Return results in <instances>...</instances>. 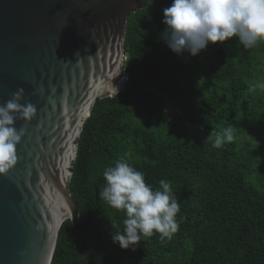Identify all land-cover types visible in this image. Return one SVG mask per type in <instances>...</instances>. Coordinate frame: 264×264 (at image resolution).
Listing matches in <instances>:
<instances>
[{"label": "trees", "instance_id": "trees-1", "mask_svg": "<svg viewBox=\"0 0 264 264\" xmlns=\"http://www.w3.org/2000/svg\"><path fill=\"white\" fill-rule=\"evenodd\" d=\"M171 4L150 0L128 18V81L97 99L84 125L69 185L76 225H62L51 264H264V91L249 92L264 81V44L246 50L233 37L177 55L160 37ZM228 125L234 141L214 148ZM125 153L153 188L171 183L180 202L171 240L113 243L125 216L99 193Z\"/></svg>", "mask_w": 264, "mask_h": 264}, {"label": "water", "instance_id": "water-1", "mask_svg": "<svg viewBox=\"0 0 264 264\" xmlns=\"http://www.w3.org/2000/svg\"><path fill=\"white\" fill-rule=\"evenodd\" d=\"M149 1L0 0V105L23 89L37 108L16 120L17 162L0 174V264H51L62 225H76L78 140L97 99L116 95L128 18Z\"/></svg>", "mask_w": 264, "mask_h": 264}, {"label": "clouds", "instance_id": "clouds-1", "mask_svg": "<svg viewBox=\"0 0 264 264\" xmlns=\"http://www.w3.org/2000/svg\"><path fill=\"white\" fill-rule=\"evenodd\" d=\"M163 16L167 27L160 37L177 55L187 51L195 57L209 44H223L233 37L246 50L264 44V0H172ZM257 89L264 91V81L251 85L249 92ZM23 95L24 90L18 89L0 105V174L17 162V145L25 129L17 130L16 120L31 121L37 114L32 103H21ZM235 135L236 129L228 125L214 137L212 146L221 148L233 142ZM130 156L125 153L114 166L104 169L105 184L99 193L109 207L124 213L123 230L114 231L112 241L125 250H135L142 238L155 234L161 242L171 240L179 230L176 217L180 212L171 183L161 179L159 187L153 188L145 173L129 163Z\"/></svg>", "mask_w": 264, "mask_h": 264}, {"label": "built area", "instance_id": "built-area-1", "mask_svg": "<svg viewBox=\"0 0 264 264\" xmlns=\"http://www.w3.org/2000/svg\"><path fill=\"white\" fill-rule=\"evenodd\" d=\"M127 81H128V74L126 73V71H125V69H124V70H123L122 79H121V81H120V83H119V86H118V89H117L118 94L121 93V92L123 91V89H124L125 84H126ZM116 94H117V92H116Z\"/></svg>", "mask_w": 264, "mask_h": 264}, {"label": "rangeland", "instance_id": "rangeland-1", "mask_svg": "<svg viewBox=\"0 0 264 264\" xmlns=\"http://www.w3.org/2000/svg\"><path fill=\"white\" fill-rule=\"evenodd\" d=\"M122 75H123V72H122ZM121 79H122V76H121ZM121 79H120V81H121Z\"/></svg>", "mask_w": 264, "mask_h": 264}]
</instances>
